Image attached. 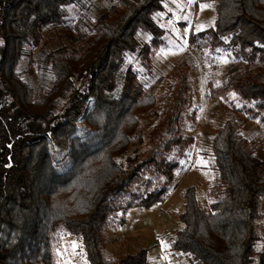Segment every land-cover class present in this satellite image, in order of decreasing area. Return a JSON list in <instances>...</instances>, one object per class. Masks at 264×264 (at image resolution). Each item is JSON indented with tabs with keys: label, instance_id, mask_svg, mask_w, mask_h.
Masks as SVG:
<instances>
[{
	"label": "trees",
	"instance_id": "obj_1",
	"mask_svg": "<svg viewBox=\"0 0 264 264\" xmlns=\"http://www.w3.org/2000/svg\"><path fill=\"white\" fill-rule=\"evenodd\" d=\"M74 1L0 0V264H54L59 225L82 241L89 264H151L144 246L107 255L104 232L117 210L163 201L174 184L179 158L193 141L186 121L195 110L184 114L194 95L189 66L173 68L165 94L131 67L122 72L127 52L148 61L163 42L153 16L163 0H114L47 52L53 79L35 95L18 63L33 61L43 30L62 23ZM214 1L213 24L191 30L188 42L232 48L236 59L209 89L223 99L234 91L241 104L212 136L216 176L208 203L199 202L194 185L184 190L172 247L191 264H252L264 216V158L241 132L239 113L264 127V0ZM147 114L155 120L145 148L126 154Z\"/></svg>",
	"mask_w": 264,
	"mask_h": 264
},
{
	"label": "rangeland",
	"instance_id": "obj_2",
	"mask_svg": "<svg viewBox=\"0 0 264 264\" xmlns=\"http://www.w3.org/2000/svg\"><path fill=\"white\" fill-rule=\"evenodd\" d=\"M113 1L75 0L67 6L62 23L43 30L41 42L33 52V61L29 63L24 58L18 63V70L31 83L35 95L47 88L53 79L46 61L47 52L72 40L78 29L86 28ZM153 16L163 30V42L150 52L148 61L138 51L127 52L121 71L131 67L145 84L158 81L160 94H165L174 82L173 68L186 63L194 95L191 107L184 114L195 110L194 118L186 121L187 132L192 134L193 141L186 154L179 158L174 184L166 198L151 206H131L113 213L104 232L103 249L107 255L121 256L144 246L151 264H191L185 252L172 247L174 232L182 225L177 214L183 208L184 190L188 185L195 186L200 203L207 204L209 201L207 189L216 176L212 166L211 139L216 127L236 114L234 108L241 104L234 91L227 99L213 97L209 84H220L223 74L236 57L228 45L210 49L188 42L191 30L197 31L213 24L214 0H163L162 7ZM140 38L147 41L149 35L143 33ZM239 114L245 117L241 132L257 142V153L264 158V127L244 112ZM152 120L150 114L141 117L136 141L126 154L141 153L145 148L144 137ZM120 158L124 159V156ZM261 207L264 211V196ZM257 231L258 253L252 264H258L259 253L264 252V216L258 223ZM52 237L54 264H89L83 243L74 234L59 225Z\"/></svg>",
	"mask_w": 264,
	"mask_h": 264
}]
</instances>
